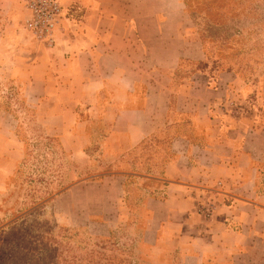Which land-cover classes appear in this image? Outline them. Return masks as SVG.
I'll return each instance as SVG.
<instances>
[{"label":"crops","instance_id":"0c3cea01","mask_svg":"<svg viewBox=\"0 0 264 264\" xmlns=\"http://www.w3.org/2000/svg\"><path fill=\"white\" fill-rule=\"evenodd\" d=\"M27 1L0 0V88L65 153L58 199L107 232L140 217L154 264H264V78L214 68L184 0H59L53 48L25 29ZM14 119L0 101V200L23 161Z\"/></svg>","mask_w":264,"mask_h":264},{"label":"rangeland","instance_id":"374dc122","mask_svg":"<svg viewBox=\"0 0 264 264\" xmlns=\"http://www.w3.org/2000/svg\"><path fill=\"white\" fill-rule=\"evenodd\" d=\"M184 1L192 36L211 62L250 82L264 78V0ZM8 79L0 75V83ZM0 97L1 107L16 117L10 122L23 146L16 189L0 200V264H154L138 249L140 217L124 212L107 232L100 215L87 214L83 204L71 210L58 199L72 185L65 180L72 170L65 153L19 89L1 87ZM128 186L134 200L141 198L134 183Z\"/></svg>","mask_w":264,"mask_h":264},{"label":"built area","instance_id":"2783aa9c","mask_svg":"<svg viewBox=\"0 0 264 264\" xmlns=\"http://www.w3.org/2000/svg\"><path fill=\"white\" fill-rule=\"evenodd\" d=\"M26 8L30 17L25 22V29L34 40L49 48L55 45V33L66 17L59 0H28Z\"/></svg>","mask_w":264,"mask_h":264},{"label":"trees","instance_id":"16d2710c","mask_svg":"<svg viewBox=\"0 0 264 264\" xmlns=\"http://www.w3.org/2000/svg\"><path fill=\"white\" fill-rule=\"evenodd\" d=\"M72 15V13H69V16ZM214 68L220 69L223 68L220 64H217L216 62L212 61ZM229 70L235 71L233 69L228 68Z\"/></svg>","mask_w":264,"mask_h":264}]
</instances>
